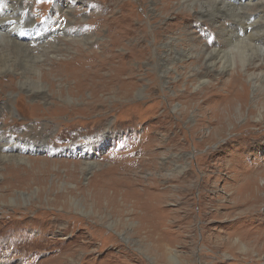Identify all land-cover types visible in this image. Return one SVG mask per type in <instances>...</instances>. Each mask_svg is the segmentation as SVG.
<instances>
[{"label":"rangeland","instance_id":"rangeland-1","mask_svg":"<svg viewBox=\"0 0 264 264\" xmlns=\"http://www.w3.org/2000/svg\"><path fill=\"white\" fill-rule=\"evenodd\" d=\"M72 1L71 7L68 0L18 5L38 28L47 21L55 25L46 27L50 33L58 22L70 28L53 44L45 40V70L51 71L53 59L82 54L76 69L87 79L79 84L58 77V97L46 85L38 92L46 99L38 102L20 100L28 93L18 84L11 90L0 78L7 91L0 108L13 103L11 115L0 118V143L27 148L17 152L20 163L0 161V264H264V196L254 191L264 188L263 110L251 114L264 77L250 78L255 70L248 74V60L217 76L227 82L239 69L247 85L233 102V121L219 128L206 119L226 106L224 85L217 86L216 77L209 84L184 81L203 70V62L186 59L164 73L152 67L179 31L180 53L219 47L207 18L172 30L182 11L176 0ZM263 1L244 8L262 10ZM258 73L264 75V66ZM197 91L201 95L188 98ZM27 124H44L45 130L33 133ZM154 229L159 250L158 242L142 239Z\"/></svg>","mask_w":264,"mask_h":264},{"label":"bare ground","instance_id":"bare-ground-1","mask_svg":"<svg viewBox=\"0 0 264 264\" xmlns=\"http://www.w3.org/2000/svg\"><path fill=\"white\" fill-rule=\"evenodd\" d=\"M176 1L181 3L182 11L174 15V19H176L177 23L175 25L169 26L168 28L174 29L176 27L178 28V30H180V28L184 29V27L187 26V23L190 22L191 19L196 18V17H205L207 18L206 21L209 23L208 29L211 30V35L213 34L216 36V38L219 39L220 46L214 47V48L201 49L198 51H195L194 49L191 48L188 50V52L180 53V51L177 49H179L180 46H184V40H183L184 37L179 31V33H177V37H171L169 40H166V44L163 46L164 48L162 49L161 58H158V59L156 58L155 64L152 67L157 68L158 72L164 73L168 71L169 69H173L177 63L181 61L183 62V60H186V59L190 61L193 60V62L195 63L203 62L202 63L203 70L197 69V71H194L193 73H191L190 77L184 81L186 83H195V84L197 83L207 84L208 83L209 84L210 81L212 80V79L210 80V78L216 77L213 79L217 81V86L222 85V84L224 85V90L222 91L224 92V95L227 100L226 106L222 110L220 109L221 111L219 110L220 112H218V114L216 115L211 114L206 119L207 122L209 123L216 122L215 124L218 125L219 128L221 127L223 128L224 122L228 120H229L228 122L233 121L231 117H234L233 108L236 105L233 102L235 99L238 98V96H240L241 94L240 92H247V85L243 78L244 73L242 75L239 69H236L234 71L233 76H231V79L227 82L225 81L221 83L220 79H218L217 76L221 75L222 73L227 72L230 68L236 65L237 67L238 66L243 67L245 62L248 60L249 65H248V68H246L248 74L251 70H255L250 73V78L251 79H261L264 77V75H259V73L256 74V69L264 66V8H262V10H257V11L245 10L244 7L251 5L252 0H237V2H233L229 0H176ZM68 2L70 3L69 7H71L74 3L72 0L71 1L68 0ZM19 3H20V0H0V78L2 79L5 78L4 81L11 90L16 91L17 89L16 84H18L19 88L24 89L28 93L27 95H19L20 100L21 99L23 100L24 98H27L30 101L39 99L38 102H40V100L45 101L46 99V95H41V93H38L40 91H44V89H47L46 85H48L47 86L48 89L51 92H53V94L54 93L57 94L55 90L56 88L55 82L58 81V77L59 79L63 77L61 81L62 80H66V81L73 80L74 82L76 81L79 84H82L87 79V72L76 69V68H81L82 66V63H80V60L78 59L83 56L82 54L81 55L79 54L77 57H74L70 60L58 61L57 59H53L47 64L49 66V70L51 68V71L49 72H47L48 69L45 70L46 68L43 67L44 64L42 63V58L48 54V50L50 49V47L46 48V45L49 44L48 42L53 44L54 40L55 41L60 40L61 35L63 36L64 34L70 33V30H69L70 28L68 26L63 27L61 23L58 22L56 25L55 33H50L51 31L49 32L46 29V27L55 26L52 21H47L45 26L38 28L30 22V12L28 13L26 11L27 10L26 8H25L26 9L25 11L23 12L20 11V9L18 8ZM152 4H155V3L153 2ZM169 6H170L169 4H166L160 8L162 15H165L166 13H168ZM144 10L148 16V11H147L146 6ZM183 10H186V11H183ZM155 11L158 12L159 10H155ZM225 17L232 18V21H230V23L224 22L225 20H222V19H224ZM75 24L77 25L76 22ZM45 40H48V42H45ZM122 57L129 58V55L124 54L122 55ZM52 68H57L56 69V71H58L57 75H54L55 73H53L52 70H55V69H52ZM46 72H47V76L50 77L49 78L50 80L45 79ZM216 73L218 75L215 76ZM4 81L0 80V94L7 93V91L4 90L1 84ZM31 91L33 93H31ZM222 91H220L221 95H222ZM185 94L188 95L187 88H185L183 95ZM259 94L260 95H258L255 98L254 107L251 110V114L254 116L255 113L259 111V108L262 109L263 111L262 113H259L260 119L258 120V122H262V120L264 119V92H259ZM199 95H201V91L189 93V97L188 96L187 97L194 98ZM56 97H58V94ZM19 99L17 102H19ZM239 103L242 105V102L239 101ZM12 107H13V103L10 100L6 101L5 106L0 108V118L6 112L9 113V116H10L12 112L11 110ZM181 115H182V118H184L183 115H185V111H182ZM240 116H241V113L240 111H238L237 116L235 117L237 118ZM13 124L14 125L17 124L19 126V123L17 122L16 123L13 122ZM13 124L11 125L13 126ZM27 127H28L27 129L33 133L37 131L41 133L42 131L45 130L44 124L43 125L36 124L32 126L28 125ZM1 129L2 128H0V130ZM8 129H11V128H8ZM0 142H1V138H0ZM24 148L27 150L26 146L24 145L20 146V144L18 143H11L10 145L8 144V141H6L5 143H0V161L14 160V162L20 163L22 161L21 160L22 158H20L17 154L23 151ZM260 174L261 173H259L257 176H260ZM261 176H264V173H262ZM245 191H246L245 195L250 194L248 193L247 190ZM254 191L257 192V194L262 193L260 195L261 197L264 196V188L260 189L257 187V189H255ZM97 196L100 197V193ZM103 196L104 194H102L100 198L102 199ZM21 197L23 201H25V203H26V199L27 200L29 199V195L27 197L25 195H21ZM246 199L248 200L247 197ZM39 200H41V198ZM85 203L89 205L91 211L92 212L94 211L96 216H98L99 214V212H97L98 210L94 209L93 205L89 204L88 202H85ZM241 203H242L241 205L245 204L243 201H241ZM11 204L17 207V204L15 201L12 200ZM75 205L76 207H78V209L80 208L79 206L80 204L78 202H76ZM110 225L111 226L113 225L114 227L116 226L113 222L110 223ZM147 233H148V236L146 238L142 237L143 240L146 241L147 239L149 241L158 242L159 236L156 237V235L158 234L156 229H154V231L150 230ZM154 247L157 250H159L161 249L162 244L160 245L158 242Z\"/></svg>","mask_w":264,"mask_h":264}]
</instances>
